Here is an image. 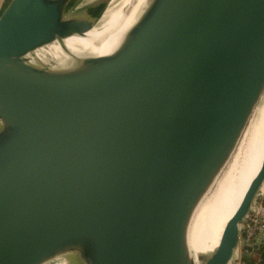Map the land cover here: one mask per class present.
<instances>
[{
  "label": "water",
  "instance_id": "95a60500",
  "mask_svg": "<svg viewBox=\"0 0 264 264\" xmlns=\"http://www.w3.org/2000/svg\"><path fill=\"white\" fill-rule=\"evenodd\" d=\"M0 13V264H194L186 224L264 91V0H148L103 55H74L121 0ZM59 42L70 63L34 59ZM264 160L205 264H229ZM257 248V244H254Z\"/></svg>",
  "mask_w": 264,
  "mask_h": 264
},
{
  "label": "bare ground",
  "instance_id": "6f19581e",
  "mask_svg": "<svg viewBox=\"0 0 264 264\" xmlns=\"http://www.w3.org/2000/svg\"><path fill=\"white\" fill-rule=\"evenodd\" d=\"M148 0H121L86 34L65 38L68 50L78 56L103 55L118 42ZM52 59L57 66L70 63L59 42L47 44L34 59ZM264 160V91L254 104L245 127L228 153L208 193L198 202L186 224L187 249L194 264H205L218 245L224 226Z\"/></svg>",
  "mask_w": 264,
  "mask_h": 264
},
{
  "label": "built area",
  "instance_id": "2783aa9c",
  "mask_svg": "<svg viewBox=\"0 0 264 264\" xmlns=\"http://www.w3.org/2000/svg\"><path fill=\"white\" fill-rule=\"evenodd\" d=\"M257 244V248H254ZM264 251V182L260 186L250 210L239 224V239L229 264H242L243 254Z\"/></svg>",
  "mask_w": 264,
  "mask_h": 264
},
{
  "label": "rangeland",
  "instance_id": "374dc122",
  "mask_svg": "<svg viewBox=\"0 0 264 264\" xmlns=\"http://www.w3.org/2000/svg\"><path fill=\"white\" fill-rule=\"evenodd\" d=\"M101 1L102 0H80L79 3L77 4V6L72 9L71 13H73V14H82V13H85V10H86L87 7L88 8L89 7H92L96 3L101 2ZM103 1L109 2V3L111 2L110 0H103ZM7 2H9V1L6 0L5 3L7 4ZM254 253L256 255H258V257H261L260 252L254 251Z\"/></svg>",
  "mask_w": 264,
  "mask_h": 264
},
{
  "label": "crops",
  "instance_id": "0c3cea01",
  "mask_svg": "<svg viewBox=\"0 0 264 264\" xmlns=\"http://www.w3.org/2000/svg\"><path fill=\"white\" fill-rule=\"evenodd\" d=\"M5 2H6V0H0V13H1L3 7L6 5ZM242 256H243L242 260L247 258V259L253 261L252 264H264L263 262H261V257H258V255H256L254 252L252 254H243ZM242 264H249V263H247V262H245V260H243Z\"/></svg>",
  "mask_w": 264,
  "mask_h": 264
},
{
  "label": "trees",
  "instance_id": "16d2710c",
  "mask_svg": "<svg viewBox=\"0 0 264 264\" xmlns=\"http://www.w3.org/2000/svg\"><path fill=\"white\" fill-rule=\"evenodd\" d=\"M257 252H260V254H261V262L264 263V251H261V250L259 249V250H257ZM243 260H245V262H247V263H249V264H252V263H253L252 260H249V259H247V258H245V259H243Z\"/></svg>",
  "mask_w": 264,
  "mask_h": 264
}]
</instances>
